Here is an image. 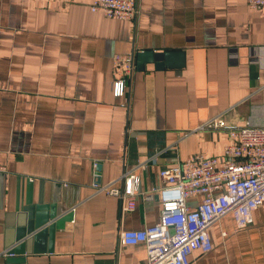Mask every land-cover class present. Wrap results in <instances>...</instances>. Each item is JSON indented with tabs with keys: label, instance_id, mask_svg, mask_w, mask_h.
<instances>
[{
	"label": "crops",
	"instance_id": "crops-1",
	"mask_svg": "<svg viewBox=\"0 0 264 264\" xmlns=\"http://www.w3.org/2000/svg\"><path fill=\"white\" fill-rule=\"evenodd\" d=\"M136 1V19L119 21L92 13L93 0H0V264H147L146 246L121 234L160 221V171L221 157L227 133L198 130L212 120L264 127L262 11ZM144 51L184 52L185 64L138 71ZM117 55L134 58L123 98ZM96 165L104 186L138 174L133 211L93 188ZM208 232L212 252L191 264H264V205L245 229L227 214Z\"/></svg>",
	"mask_w": 264,
	"mask_h": 264
},
{
	"label": "built area",
	"instance_id": "built-area-1",
	"mask_svg": "<svg viewBox=\"0 0 264 264\" xmlns=\"http://www.w3.org/2000/svg\"><path fill=\"white\" fill-rule=\"evenodd\" d=\"M247 2L251 9L262 11L264 15V0ZM90 10L108 19L133 21L139 7L136 0H93ZM114 65L113 96L123 98L134 70V58L117 55ZM198 130L227 133L229 143L221 157L197 154L183 164L163 168L160 176L164 186L154 190L162 205L160 221L143 230L121 234L123 245L146 246L147 264H191L195 252H212L208 231L214 222L232 214L237 228L245 229L252 222L254 211L264 205V127H228L223 119L217 118ZM97 167L93 188L123 198L124 211H133L139 191L138 174L130 171L104 186L99 182ZM0 173H6L4 166H0ZM195 196L201 200L192 209L187 201ZM147 198L152 199V195Z\"/></svg>",
	"mask_w": 264,
	"mask_h": 264
},
{
	"label": "water",
	"instance_id": "water-1",
	"mask_svg": "<svg viewBox=\"0 0 264 264\" xmlns=\"http://www.w3.org/2000/svg\"><path fill=\"white\" fill-rule=\"evenodd\" d=\"M137 59V70H144L146 64H154L157 70H162L165 67H183L185 64L184 52H154L144 51L138 53ZM177 63V64H176ZM100 168H98V173ZM100 175V173H99ZM100 180V176H99ZM12 254V253H10Z\"/></svg>",
	"mask_w": 264,
	"mask_h": 264
}]
</instances>
